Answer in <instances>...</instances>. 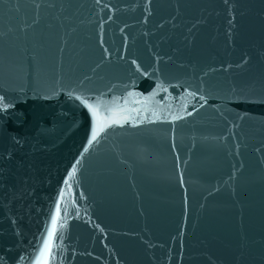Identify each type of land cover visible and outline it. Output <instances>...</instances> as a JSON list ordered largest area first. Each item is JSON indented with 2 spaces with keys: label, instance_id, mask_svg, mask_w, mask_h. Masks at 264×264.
<instances>
[{
  "label": "water",
  "instance_id": "obj_1",
  "mask_svg": "<svg viewBox=\"0 0 264 264\" xmlns=\"http://www.w3.org/2000/svg\"><path fill=\"white\" fill-rule=\"evenodd\" d=\"M0 264H264V0H0Z\"/></svg>",
  "mask_w": 264,
  "mask_h": 264
}]
</instances>
